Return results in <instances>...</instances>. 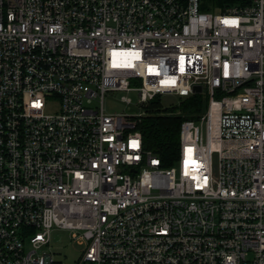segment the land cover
<instances>
[{
	"label": "built area",
	"instance_id": "obj_1",
	"mask_svg": "<svg viewBox=\"0 0 264 264\" xmlns=\"http://www.w3.org/2000/svg\"><path fill=\"white\" fill-rule=\"evenodd\" d=\"M244 1L0 0V264H59L55 228L78 264H264V0ZM197 85L163 166L137 125ZM114 91L137 113L106 112Z\"/></svg>",
	"mask_w": 264,
	"mask_h": 264
},
{
	"label": "trees",
	"instance_id": "obj_2",
	"mask_svg": "<svg viewBox=\"0 0 264 264\" xmlns=\"http://www.w3.org/2000/svg\"><path fill=\"white\" fill-rule=\"evenodd\" d=\"M186 1V0H180ZM203 10H217L225 5L243 3L244 0H201ZM206 92L194 93L184 98L178 108H165L159 96L150 101L146 113L141 117L137 129L143 135L144 147L162 159L169 167L180 155V126L184 119H197L208 107Z\"/></svg>",
	"mask_w": 264,
	"mask_h": 264
},
{
	"label": "rangeland",
	"instance_id": "obj_3",
	"mask_svg": "<svg viewBox=\"0 0 264 264\" xmlns=\"http://www.w3.org/2000/svg\"><path fill=\"white\" fill-rule=\"evenodd\" d=\"M123 94L124 92L120 91L109 92L104 101L105 111L108 113H137L138 109L134 106L135 104L128 105L121 101V96ZM130 96L135 103L137 101V95L133 93ZM159 98L161 104L165 108H178L184 99L175 94H165L159 96ZM84 248L85 246L83 244H79L73 239V235L70 230L58 228L53 229L48 251H51L53 258L59 264H78L77 262H79Z\"/></svg>",
	"mask_w": 264,
	"mask_h": 264
},
{
	"label": "water",
	"instance_id": "obj_4",
	"mask_svg": "<svg viewBox=\"0 0 264 264\" xmlns=\"http://www.w3.org/2000/svg\"><path fill=\"white\" fill-rule=\"evenodd\" d=\"M194 91H195V92H201V91H202L201 86H199V85L195 86V87H194Z\"/></svg>",
	"mask_w": 264,
	"mask_h": 264
}]
</instances>
